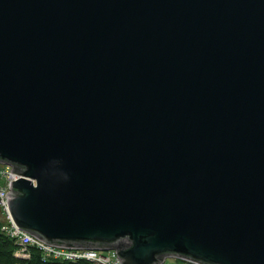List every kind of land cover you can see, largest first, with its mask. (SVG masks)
I'll list each match as a JSON object with an SVG mask.
<instances>
[{
    "label": "water",
    "instance_id": "95a60500",
    "mask_svg": "<svg viewBox=\"0 0 264 264\" xmlns=\"http://www.w3.org/2000/svg\"><path fill=\"white\" fill-rule=\"evenodd\" d=\"M0 164L45 244L264 264V0H0Z\"/></svg>",
    "mask_w": 264,
    "mask_h": 264
},
{
    "label": "built area",
    "instance_id": "2783aa9c",
    "mask_svg": "<svg viewBox=\"0 0 264 264\" xmlns=\"http://www.w3.org/2000/svg\"><path fill=\"white\" fill-rule=\"evenodd\" d=\"M11 171L12 168L10 166L0 164V231L10 239H13L18 245L15 256L19 258H28L29 247H35L41 252L45 259L73 262L85 260L92 264H120V259L115 251L111 250L107 251V254H102L100 251L95 250L54 247L18 229L9 212L5 198L7 193L11 191L8 187L9 182H14L19 178L17 174H13ZM161 264L167 263L164 261Z\"/></svg>",
    "mask_w": 264,
    "mask_h": 264
},
{
    "label": "trees",
    "instance_id": "16d2710c",
    "mask_svg": "<svg viewBox=\"0 0 264 264\" xmlns=\"http://www.w3.org/2000/svg\"><path fill=\"white\" fill-rule=\"evenodd\" d=\"M1 225V221H0ZM18 245L0 231V264H92L85 260L59 261L43 258L41 252L35 247H29V257L19 258L15 256ZM186 264H192L186 262Z\"/></svg>",
    "mask_w": 264,
    "mask_h": 264
},
{
    "label": "rangeland",
    "instance_id": "374dc122",
    "mask_svg": "<svg viewBox=\"0 0 264 264\" xmlns=\"http://www.w3.org/2000/svg\"><path fill=\"white\" fill-rule=\"evenodd\" d=\"M102 254H107L108 252L106 251H100ZM167 264H186L184 260L181 259H176V258H167L165 260Z\"/></svg>",
    "mask_w": 264,
    "mask_h": 264
}]
</instances>
